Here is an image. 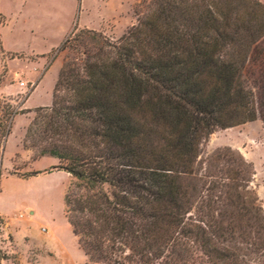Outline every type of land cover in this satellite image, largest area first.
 <instances>
[{
  "label": "trees",
  "instance_id": "1",
  "mask_svg": "<svg viewBox=\"0 0 264 264\" xmlns=\"http://www.w3.org/2000/svg\"><path fill=\"white\" fill-rule=\"evenodd\" d=\"M135 11L117 40L75 25L24 147L74 177L65 213L89 264H264L252 164L231 147L200 160L216 129L264 120V2L142 0ZM0 111L1 180L24 110Z\"/></svg>",
  "mask_w": 264,
  "mask_h": 264
},
{
  "label": "rangeland",
  "instance_id": "2",
  "mask_svg": "<svg viewBox=\"0 0 264 264\" xmlns=\"http://www.w3.org/2000/svg\"><path fill=\"white\" fill-rule=\"evenodd\" d=\"M141 1L27 0L18 11L10 1H0L13 19L19 11L23 15L14 24V30L11 25L3 31L4 48L18 53L7 54L14 60L8 61L11 68L4 69L0 77V85L8 84L0 95V108L8 101L16 109L24 110L14 117L2 164L0 256L5 258L1 264H89L65 213L64 196L74 177L59 168L61 162L56 157L45 155L34 160L35 151L26 149L24 142L36 109L52 104L54 86L68 55V51L58 52V48L73 31L67 34L73 21L74 28L78 23V11H83L84 18L97 27L101 16L115 15L116 20L94 30L117 40L137 23L135 10ZM260 46L264 48V38ZM2 65L0 54V74ZM41 78L37 90L25 102ZM225 147L239 152L252 164L251 188L264 208V120L216 129L201 143V164L208 155ZM33 170L39 173L28 178L18 176Z\"/></svg>",
  "mask_w": 264,
  "mask_h": 264
},
{
  "label": "crops",
  "instance_id": "3",
  "mask_svg": "<svg viewBox=\"0 0 264 264\" xmlns=\"http://www.w3.org/2000/svg\"><path fill=\"white\" fill-rule=\"evenodd\" d=\"M8 1H10L12 4H14L17 7L16 8L17 11L20 9V7L22 8L23 4L27 3V0H8ZM78 12H79V15H78V23H77V26L78 27H86V28H90V29L100 30L101 28H103V26H104L105 23H109V21L116 20L115 15H111V16H107V15L101 16V20L99 22L100 27H97V25H93V23H92V21L90 19L84 18L83 11H78ZM0 13L3 16V22L0 24V54L2 56V64H3L2 65L3 72H1V74H0V77H1V76L4 75V69L7 70V67H9V69L11 68L9 66V64H8V61L14 60L12 58L7 57V54H13V53L16 54V53H18V52H14V51H8L6 48H4V42L2 41L3 31L5 30V28L10 27L11 25H13V26H11V28H13V30H14V28L16 27V25L14 26V24L15 23L17 24L19 22L20 18H23V15H22V12L19 11V12H17L15 18L13 19L11 17L12 14L10 15L7 11H5V9H3V7H1V5H0ZM73 28H74V21H73L72 25L70 26L67 34H69L73 30ZM31 53H35V52H31ZM40 55H43V54H40ZM38 64H40V62H38ZM41 80H42V78L35 85V89L31 92V94L27 96V98L25 99V102L37 90V88H38ZM7 87H8V84H6L4 86L3 85H0V95H3L5 93V90H6ZM25 102H24V104H25ZM10 137H11V135L9 136V138L7 140V144L9 142ZM19 147H20V145L17 146V149L15 150L14 155L19 150ZM35 162L36 161H34L33 164ZM12 165H13V160H12Z\"/></svg>",
  "mask_w": 264,
  "mask_h": 264
},
{
  "label": "built area",
  "instance_id": "4",
  "mask_svg": "<svg viewBox=\"0 0 264 264\" xmlns=\"http://www.w3.org/2000/svg\"><path fill=\"white\" fill-rule=\"evenodd\" d=\"M21 85H24V82H21Z\"/></svg>",
  "mask_w": 264,
  "mask_h": 264
}]
</instances>
